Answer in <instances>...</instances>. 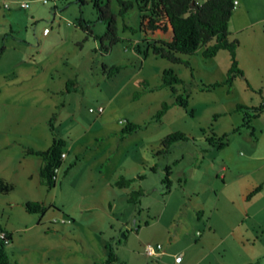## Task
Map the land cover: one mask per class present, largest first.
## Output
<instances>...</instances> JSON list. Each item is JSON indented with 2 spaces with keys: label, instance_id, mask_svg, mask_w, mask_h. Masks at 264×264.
<instances>
[{
  "label": "rangeland",
  "instance_id": "374dc122",
  "mask_svg": "<svg viewBox=\"0 0 264 264\" xmlns=\"http://www.w3.org/2000/svg\"><path fill=\"white\" fill-rule=\"evenodd\" d=\"M20 1H27L28 6L20 7ZM127 1L121 12L120 0H100L114 15L117 35V40L107 50H100L93 35L100 34L105 23L98 19L92 0L83 3L78 0H0V46H5V51L12 55L0 67L26 57L34 49L29 43L42 42L44 54L50 49L52 52L53 47L64 52L65 64L61 63L58 70H64L65 77L72 81L67 84L65 117L59 121V132L65 134V151L70 145L79 151H67L65 189L50 194L46 200L65 204V224L72 217H79L81 224L72 233L65 234L64 247L61 244L54 248L59 259L64 264H106L99 257V241L92 242L99 237L110 240L115 247L116 259L111 264H148L142 259L144 244L156 242L165 250H180L194 264H264V231L260 230L263 225L256 226L249 218L240 224L242 202L232 197L230 188L221 190L223 173L238 170L240 156L247 152V147H254L258 136L255 153L264 152V112L251 115L249 124H243V110L236 108L237 103L246 106L264 103V79L250 69L251 66L243 69L238 65L243 75L235 76L230 84L224 83L229 64L225 48L203 56L198 46L193 52H177L179 61L149 50L143 54L141 50L148 43L165 34L148 26L150 19H160L159 7L150 0ZM243 5L242 0H238L237 8L232 11L237 10L239 14ZM248 7L253 9L249 4ZM79 15L92 21V34H86L75 24ZM233 25H227V38L238 35L244 41L241 36L249 35L251 28L239 32L233 30ZM44 27L49 30L46 36L42 34ZM17 44L21 48L15 53ZM246 49L245 42L236 44L235 53L240 60ZM102 63L120 67L105 76L103 70L100 72ZM162 68H171L180 78L174 87L186 97L185 106L173 102L174 94L169 86L160 85ZM3 81L0 79V88L5 87ZM214 82L218 84L212 85ZM4 91L1 89L2 93ZM163 101L167 108L155 119L153 115ZM97 105L102 107L99 113L87 109ZM24 112L21 114L27 118H20L24 129L29 120L31 123L43 116L36 109ZM3 113L0 109V115ZM60 115V111L52 114L55 128ZM125 121L140 123L141 127L123 135L117 132L114 138L99 137L113 130L108 125L110 130L102 129L98 137H93L99 123H109L116 128ZM0 123L10 122L1 119ZM174 130L186 133L188 138L172 141L166 152H158L163 135ZM205 136H212L214 144L210 145ZM219 136L225 142L221 147L215 146ZM19 144L26 147V143ZM18 145L11 142L3 151L13 159L12 164L20 149ZM200 146L208 150L200 152ZM208 160H213V164H206ZM165 165L169 166V189L163 180ZM63 167L62 163L60 170ZM99 170L103 175L100 176ZM120 177L131 181L126 186H118L114 181ZM10 178L14 185L8 182L11 187L0 190V227L7 224L14 232L13 238L2 245L11 261L14 251L7 249L8 244L20 248L31 244L35 250L30 251L27 260L34 262L39 247L54 241L30 234L31 228L23 232L17 230L33 222L28 216L38 218L41 213L24 212L21 206L22 196L28 194L24 186L27 177ZM107 179L113 180L108 186L105 185ZM136 188L140 193L128 200L130 191ZM16 200L18 203L14 204ZM47 203L41 216L45 220L58 214L60 208ZM208 221L214 230L209 232L207 241H202L199 234L207 230ZM246 225H252L251 229L240 232ZM93 228L99 231L95 233ZM14 254L22 264L25 259ZM53 259L50 262L57 263Z\"/></svg>",
  "mask_w": 264,
  "mask_h": 264
},
{
  "label": "crops",
  "instance_id": "0c3cea01",
  "mask_svg": "<svg viewBox=\"0 0 264 264\" xmlns=\"http://www.w3.org/2000/svg\"><path fill=\"white\" fill-rule=\"evenodd\" d=\"M235 1L236 4L234 8L236 9L238 6V0ZM242 2L244 5L241 8V12L238 14L236 13L237 10L232 11L227 23V25L231 23L234 24V31L240 30L239 32H241L243 29L251 28L250 31L247 30L249 31V35L241 36L244 41H242L238 35L236 36L235 39L237 40V44L245 42L247 49L244 54H241V60L239 59L237 53H235V58L240 67L245 69V67L251 66L250 69H253L257 75L264 79V0H242ZM150 3H154L159 7L158 13L160 14V19H153V22L158 25L155 28L165 33L159 39L173 41L170 26L167 23L166 16L159 0H150ZM248 4L253 8L252 10L249 9ZM48 32L49 30L43 32V36H46ZM247 37L250 38L248 39ZM29 44L32 45L34 49L29 52L26 57L17 59V62L9 63L10 66L7 65L5 68L0 67V79L4 80L3 84L5 85V87L0 88V93L4 96L0 98V109L4 112L0 115V120L8 119L10 122L0 123V177L7 182L12 183V185H14V180H11V176L20 177L25 175L27 177L24 186L28 194L27 196H22L23 198H21L23 199L21 206L24 212H29L24 207L23 203L25 200H37L46 205V199L50 194L55 195L57 191L60 193L63 189H65V175H67V173L65 174V156L67 151L72 150L73 153L79 151L78 148H73L71 145L67 151H65V134L61 131L59 132L61 125L59 121L65 117V92H68L66 81L70 80L65 77L64 70H58L61 63L65 64L64 52L61 50L59 51L57 47H53L52 52L50 49L44 54V52L41 51L43 46L42 42H37L35 45L31 43ZM0 48V64H2V62H5L12 55L10 54V51H5V46H0ZM14 48H16V50L13 52L18 53L21 47L17 44ZM100 72H102V67ZM100 75L101 73L99 76ZM70 83H72V81ZM1 89L5 90L4 93L1 92ZM24 97H26V100ZM2 107H4V109H2ZM35 109L36 112L42 113L43 116L38 120H31V123L29 120V123H26V129H24L22 126L23 123H21L22 119L20 120V118L26 119L27 116H24L21 112H31ZM59 111L61 115L56 118L58 127L55 128L51 122L52 114L58 113ZM99 124L100 125L98 126L96 132L93 134L94 138L99 136L98 132L102 129L110 130L108 125L111 129L113 128V130L106 132L105 135L101 134L102 136L99 137L107 136L109 138H114L122 126L114 128V126L109 123ZM260 132L261 130H259V133ZM53 136L62 142L61 151L64 152V155L61 157V162L58 165L53 185L51 187H46L43 183H41L38 175V168L42 162L41 155L38 153H28L25 151V148L30 147L34 150L45 149L51 144ZM255 140L254 147H247V152L240 156L238 160V170H234L235 172L230 170L228 174L223 173V187L221 190H227V188H230L229 191H231L232 197L236 200L239 199L238 202H242V216L238 219L240 224L243 223L245 218H249L250 221L257 224L256 226L263 225L260 230L264 231V152L255 153V148L257 144H259V136L255 138ZM11 142L17 143V145L19 143H26L25 148L20 144L18 145L20 149L17 150V158L13 164L10 162L13 159L6 156L5 152H3L7 149V147H9ZM207 150L208 149L206 148H202V146L199 148L200 152H205ZM104 156L105 154L103 157ZM62 163L64 167L60 170ZM206 164H213V160L206 161ZM99 173L100 176L103 175V172L100 170ZM109 181L110 179H107L105 185L108 186ZM235 182H237V184L232 188ZM256 185L259 186L258 189L248 194L250 189ZM53 201L54 200H51L47 203V205H58L60 208L58 209V214H53L47 218V220L50 219L49 221L51 222L43 219L41 217L43 213L41 212L38 218H34L31 215V217L28 216L27 219L31 221L33 219V222H31L28 226L23 224V226H20L19 229H17L23 232L26 229L31 228L32 232H30V234L35 233V235H39V237L47 238V241L48 238L53 239L54 242L52 244L51 242H47V244L39 247L38 255L36 256L37 260H34V262L27 260L30 259V251L35 250L31 247V244L28 246L23 244L21 248L13 243L6 246L7 249L10 251L13 250L19 257L25 259L24 262H21L22 264H54L50 262L54 260L53 258L57 261L55 264H64L63 260L59 259L60 255H58L55 251L56 246H60L61 244L62 247L65 246V234L70 233L71 231H74L76 227H79L81 220L79 217H72L70 220H67V224H65V217L63 218L65 215V204H57ZM16 203H18L17 200L14 204ZM17 208L19 209V207ZM67 208L69 209L70 206ZM87 221L89 222V219H87ZM252 225L242 226L240 232H248V229H251ZM122 227L123 226H121V228ZM2 228L8 232L9 239H12L14 229H10L7 224H5ZM7 228H9L10 231ZM93 229L95 233L99 231L98 229ZM17 230L15 229V231ZM213 230V226H211L208 221L207 230L199 234L200 240L207 241L208 237H210L209 232H213ZM96 240L99 241V245L101 247V256L99 257H102L105 260V245L111 242H109L110 240L106 241L99 237H96L95 240L93 238L92 242L97 243ZM259 248L260 247L258 245V255L261 252ZM180 252V250L178 252L175 250H165L160 246V248L157 249V253L153 256L146 255L143 252L144 255L142 259L144 263L148 264H194L188 261L190 258L184 257L185 254L177 259L175 256ZM14 253H12V258H10L12 259L11 261L15 264H20L17 256L14 257ZM248 261L249 260H246V262Z\"/></svg>",
  "mask_w": 264,
  "mask_h": 264
},
{
  "label": "trees",
  "instance_id": "16d2710c",
  "mask_svg": "<svg viewBox=\"0 0 264 264\" xmlns=\"http://www.w3.org/2000/svg\"><path fill=\"white\" fill-rule=\"evenodd\" d=\"M83 3L85 0H78ZM122 6L120 11L124 10L125 5L128 3L127 0H120ZM161 7L167 19V23L170 26L173 41L166 39H158L147 44L145 49H142V53L145 54L147 50L154 54L165 57L171 61H179L180 57L177 52H193L198 46H201V54L203 56H211L219 48L227 49L229 53V64L226 68V76L223 82L230 84L232 79L239 75H243L242 69L238 66L235 58V46L237 40L235 38L228 39L227 23L232 12V0H159ZM94 7L97 10L98 19L104 21L105 27L100 34H94L93 36L97 39V47L100 50H107L112 43L117 40V35L114 31V15L106 9L100 0H92ZM90 20L84 19L81 15L76 17L75 24L79 26L86 34H92ZM148 26L151 28L157 27L158 25L153 20L148 21ZM1 50V48H0ZM103 73L105 76H109L115 73L120 65L105 63L101 64ZM160 85L169 86L170 90L174 94L173 102L178 105L185 106L187 104L186 97L179 92H176L174 83L180 81V78L171 68H162ZM71 80H67L66 84H69ZM218 84V82L212 83V85ZM144 85L147 88H151L145 82ZM167 108L165 101L161 102L160 107L156 110L153 117L159 119ZM236 108L243 110L242 122L243 124H249L251 115H255L259 112H264V103L261 101L259 104L254 106H246L237 103ZM246 109H249L247 111ZM141 127L140 123L134 121H125L119 129L121 135L130 133L137 128ZM223 136V134H222ZM188 135L182 131L174 130L167 132L161 138V147L157 149L158 152H166L169 144L172 141L178 139H187ZM214 138L212 136H205V140L210 145L214 144ZM61 141L52 137L51 144L42 150H34L30 147L25 148L28 153H38L42 157V162L38 168V175L41 183L46 187H51L54 183L55 171L54 167H58L61 162ZM225 142L222 137L217 138L215 146L221 147ZM165 175L163 180L167 182V189H169V166L165 165ZM130 178L120 177L114 181L118 186H126L130 183ZM11 187L10 183L0 177V190L6 191ZM258 185L252 187L248 194L258 189ZM140 193L139 188L132 189L130 191L129 199H134L135 195ZM24 207L29 212H43L46 205L37 200H25ZM3 230L5 237L9 240V234L6 230ZM4 242L0 239V264H15L10 261L4 250ZM106 247V264H111L116 259L115 247L111 243H107Z\"/></svg>",
  "mask_w": 264,
  "mask_h": 264
},
{
  "label": "built area",
  "instance_id": "2783aa9c",
  "mask_svg": "<svg viewBox=\"0 0 264 264\" xmlns=\"http://www.w3.org/2000/svg\"><path fill=\"white\" fill-rule=\"evenodd\" d=\"M42 2H47L48 0H41ZM235 3L236 1L233 0L232 1V8L235 7ZM20 7H27L28 6V2L27 1H20L19 4H18ZM43 32H46L47 29L46 27H44L42 29ZM88 110L89 111H94L96 113H99L102 111V107L100 105H97L95 106L94 108L92 107H88ZM63 152L60 153L61 156H63ZM56 170V167H54V171ZM0 239L5 243L7 242V238L5 237V233L3 230H0ZM160 248V244L157 242V243H154V244H150V243H145L144 244V252L147 254V255H155L157 253V249ZM180 256H182V253L180 252L179 254H176V258L178 259Z\"/></svg>",
  "mask_w": 264,
  "mask_h": 264
},
{
  "label": "clouds",
  "instance_id": "9594fccd",
  "mask_svg": "<svg viewBox=\"0 0 264 264\" xmlns=\"http://www.w3.org/2000/svg\"><path fill=\"white\" fill-rule=\"evenodd\" d=\"M233 1V0H232ZM236 4V3H235ZM234 8V7H233ZM232 8V9H233ZM90 107V106H89ZM88 109V108H87ZM64 153V152H63ZM64 155V154H63ZM56 170H57V168H56ZM56 170H55V173H56ZM55 177V176H54ZM8 241V240H7ZM6 243V242H5ZM145 253V252H144ZM146 254V253H145ZM147 255V254H146ZM153 256V255H152Z\"/></svg>",
  "mask_w": 264,
  "mask_h": 264
}]
</instances>
